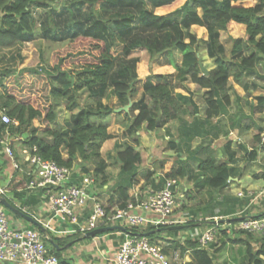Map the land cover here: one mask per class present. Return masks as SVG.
<instances>
[{
	"label": "trees",
	"instance_id": "obj_1",
	"mask_svg": "<svg viewBox=\"0 0 264 264\" xmlns=\"http://www.w3.org/2000/svg\"><path fill=\"white\" fill-rule=\"evenodd\" d=\"M172 1L70 0L65 12L71 34L64 49H80L72 54L67 52L66 56L85 55L79 68H61L60 63L64 59L61 57L48 71L30 68L20 70V73L28 75L46 74L50 101L45 119L49 124L56 123L55 107L63 101L65 109L70 112L68 121L62 127L48 126L42 130L33 126L32 121L40 119L41 111L35 108L32 100L20 99L10 92L7 78L14 73V68L5 66L0 69V112L5 113L13 123L5 125L0 122V137L7 131L26 148L34 147L35 154L40 158L68 168L77 162L86 174L89 173L87 164L91 163L94 165L91 175L96 178L98 186H103L108 182L105 173L107 162L101 156L100 149L105 141L114 139L107 131V118L114 113V108L103 103V99L113 97L117 107L131 100L129 113L136 111V114L116 113L128 117L123 139L128 138L129 141L115 139L113 142L114 161L119 172L109 190V205L124 207L134 201L129 191L138 182L140 154L136 150L137 132L142 126L152 131L172 120L178 122V135L186 154L183 160L176 156L170 169L157 180L156 185H161L168 178H186L192 179L199 190L212 192L224 187L236 172L234 167L228 165L234 154L230 152L231 140H227L226 159L214 162L212 141L219 135L227 136L228 131L220 121L213 120L227 112L230 104L227 92L229 79L240 83L264 59V0H249L248 4H244V0H185L179 8L166 15H156L146 9L147 4L158 7ZM53 3L54 0H0V50H10L16 45L30 42L39 31L46 35V31L51 29L52 36H55L58 29L55 13H58V8ZM33 9L43 10L42 15H45L38 22ZM111 10L112 15L106 17L100 13ZM81 14L84 17H80ZM82 20L84 23H81ZM229 22L244 25L245 38H231V46L226 55L224 45L220 42V33L227 30ZM192 25L204 27L207 31L203 49L214 63V68L207 75L198 66L196 50L199 44L195 34L189 32ZM135 27L140 28L141 32L164 36L161 41L146 40V44L138 42L129 46L126 40ZM139 45L148 51V64L172 50L178 51L181 59L180 64L174 67L176 73L171 81L169 75L148 73L142 81L140 97L134 100L137 93L135 83L139 81L137 61L127 60L126 57L130 55L132 47ZM117 46L120 50L114 53ZM117 60L119 68L114 75L112 68ZM139 67L142 69L141 65ZM185 81L204 90L201 101L205 110L202 116L198 115V106L191 94L175 92V89H182ZM83 90L87 91V96L81 103L79 93ZM256 99L258 104L264 102L262 96ZM197 136L202 137V140L190 150L191 142ZM208 136L210 138L204 140ZM255 139L259 142V132ZM171 147L179 148L173 143ZM193 163H196V168L191 166ZM150 176L151 173H144V182H148ZM188 209L190 215L196 216V210ZM261 215L264 212L257 214ZM194 225L188 222L180 226L148 227L142 233L153 241H167L170 249L178 250L181 257L190 252L194 262L186 264H214V254L200 247L196 240L188 236L182 242L176 239L180 232ZM160 233L166 235L160 237ZM235 233L232 238H228L231 236L223 232L221 245L213 252H218L229 241L244 247V255L239 264H264V235L255 239L253 235L256 234L243 231ZM74 237L77 239L68 243L64 241L65 238L55 237L45 242L52 245L49 252L58 258L59 264H71L62 257V252L73 242L85 240L84 236ZM208 245L213 246L212 242Z\"/></svg>",
	"mask_w": 264,
	"mask_h": 264
},
{
	"label": "built area",
	"instance_id": "obj_2",
	"mask_svg": "<svg viewBox=\"0 0 264 264\" xmlns=\"http://www.w3.org/2000/svg\"><path fill=\"white\" fill-rule=\"evenodd\" d=\"M0 122L5 125L13 123L3 112H0ZM13 138L16 137L7 131L3 133L0 147L13 171L28 177L27 191L40 193L41 203L34 210L32 205L22 203L23 197L11 191L9 181L0 185V264H59L58 258L47 250V240L51 237L84 236L105 227L122 228L115 229V232L124 234L111 264H186L184 257L178 250H171L167 241H153L143 234L148 227L180 226L192 222L200 228L188 237L196 240L200 247L215 242L222 232L227 235L239 231L264 235V215H249L241 211L226 218H201L182 211L184 194L179 193L178 179L174 178L165 179L157 189L149 190L144 198L133 188L129 194L134 201L124 207L109 205L103 194L106 196L112 185L98 186L92 171L86 174L77 163L68 168L42 159L35 154L34 147H25L16 157L11 147ZM259 143L264 145V134L259 135ZM252 195L250 191L238 193L241 198ZM2 199L29 216L37 226H16L1 203ZM177 210L181 211L178 216L175 215ZM185 237L178 239L182 242Z\"/></svg>",
	"mask_w": 264,
	"mask_h": 264
},
{
	"label": "crops",
	"instance_id": "obj_3",
	"mask_svg": "<svg viewBox=\"0 0 264 264\" xmlns=\"http://www.w3.org/2000/svg\"><path fill=\"white\" fill-rule=\"evenodd\" d=\"M184 2L185 0H174L158 7H152L150 4H147L146 9L156 15H166L176 8H179ZM98 6L99 5H97L96 8H98ZM35 19L37 22L40 20V18L36 16ZM192 29L193 32H200L201 40H206L207 31L204 27L192 25L190 27V32L194 34L191 31ZM234 30L239 34L236 35ZM227 31L230 35L229 48L231 46V38H245V27L242 24L229 22L227 25ZM224 32L220 33V42ZM38 33H40V31ZM21 45L22 44L16 45L13 49H10V51H13L15 48ZM116 48L120 50L119 46ZM224 48L226 51L227 48L225 45ZM229 48L228 51H226V54L229 52ZM245 55H248L247 52H245ZM162 56L164 57V54ZM162 56L159 57L160 59L155 60V62L151 65L152 73L165 74L172 78V76H174L176 73L174 68L175 65L180 64V54L178 53V56L175 59H168L166 57L165 60H163L161 58ZM147 59L148 58L144 59L141 57L137 64L139 63L142 68L146 67V69H148L149 66ZM202 60L203 64L205 62L212 63V68L210 69H206L203 66L207 72L214 68L213 60L207 57L206 52L205 57H203ZM256 66L255 71L250 75L245 76L240 83H235L230 78L234 84V88L231 85L228 86L227 92L229 95L230 104L227 108V112L225 114L219 115L213 120V122L220 121L223 128L227 129L228 131L227 136L219 135L212 141L211 145L213 148L212 155L214 162L226 159L227 154L225 143L227 140H231L230 152L234 154V157L232 161L228 162V165L234 167L236 172L228 179L224 187L212 192H208L206 189L200 190L201 195L199 197V201H202V204H200V202L195 203L194 200L189 199L190 193L192 194L194 190L199 191V188L195 186L193 180H191V185L185 186L184 188V192H187V194L186 197L184 194V201L182 204L183 209L181 208L182 211L188 212V208H192L196 210V215L201 216V218H226L241 211L244 214L256 215L264 211V145H260V143L255 139V135L258 132L259 135L264 134V117L259 116L261 113L264 114V102L258 104L256 99L258 96L264 97V86L262 84H260V86L258 83L247 81V78H262V76L257 73ZM145 73L146 74H143V72H141L138 78L140 80L144 79L145 75L148 74L147 71ZM187 83L193 84L189 81H187ZM182 89H178L179 91L175 92H180ZM200 91L202 98L204 90L200 89ZM204 110L205 106L202 103V110L198 107V115L202 116ZM111 116V119H115L116 116L118 117L119 115L113 113L110 115V117ZM258 117H260V120H258ZM117 126L119 125L117 124ZM143 129L144 128L141 127L140 131L137 132L140 136L138 137V146L136 147V150L140 154V161L137 167L138 182L130 189L129 193L133 191V188H135L136 191H140V193H142L141 195L144 198L149 190L157 189L160 186L156 185L157 180L170 169L173 160L176 158L174 156H177L179 159L183 160L186 153L184 145L180 140V136L178 135V122L176 120H172L162 127H156L152 131H144ZM259 129H261V131ZM251 134H253L252 137ZM246 135L247 143L244 144L241 142V140L246 138ZM208 138H210V136L205 137L204 140H207ZM201 140L202 137H195L193 141H196V145H191L190 150L194 149L201 142ZM249 140L250 142H248ZM172 143L173 145H178L179 148H172ZM11 147L13 148L16 157H18L20 151L25 148V146L19 142L17 137L11 140ZM241 152L243 159L247 162V164H250H248L247 167L242 165L240 163L241 161L238 160L240 158ZM252 154H254V157ZM146 172L151 173L150 180L148 182H144L143 176ZM11 177L12 179L10 180ZM107 178V183L113 185L114 181H110L108 174ZM8 181L11 191L20 198L23 197L22 203L26 205H32L34 210L39 207L41 203L40 193L37 190H32L31 192L27 191L25 184L28 181V177L23 173H16L13 171L9 159L0 147V185H5L8 183ZM246 191L252 192L253 195L251 197H238V193H244ZM202 194L206 198L205 200H203ZM103 197L109 198V192H106V196L103 194ZM179 211L180 210H177L175 212L176 216L180 214ZM11 218H13L12 221L16 226H35L15 214L11 215ZM192 227L193 229L189 228L187 230L188 233L185 232L186 230L180 233H184L185 236H188V234H190L192 231L199 230L200 228L197 225ZM222 233L217 236L215 242H212V247L207 245L204 248L208 251V253L214 254V264H239L244 255V247H241V245L237 243L226 241L222 249L216 253L213 252L221 245L220 239H223ZM121 237L124 238V234L114 232L108 235L102 234L100 236L92 237L91 240L85 243L84 241L80 240L81 242H77L76 247L72 248L74 251L67 249L65 252H62V257L67 259L71 264H111L110 261L112 260L118 244L120 243ZM232 237L233 236L228 238ZM177 238L180 237L177 236L176 239ZM99 239L104 240L101 245H99ZM226 248L230 251H226L224 253ZM184 259L186 263L194 262L190 252L184 256Z\"/></svg>",
	"mask_w": 264,
	"mask_h": 264
},
{
	"label": "rangeland",
	"instance_id": "obj_4",
	"mask_svg": "<svg viewBox=\"0 0 264 264\" xmlns=\"http://www.w3.org/2000/svg\"><path fill=\"white\" fill-rule=\"evenodd\" d=\"M69 2H70V0H54V3L52 4L53 6H56L58 8L57 9L58 13H55L56 19L58 18V20H57L58 23L56 24V27L58 29L55 33L56 34L55 36H52L53 31L51 29H49V31L48 30L46 31L47 32L46 35H45V33H43L44 35H42L41 33H38L40 35L36 34L35 38L32 41L25 42L21 46L15 48L13 51L0 50V69L4 68L5 66H10V67L14 68V73L11 74L7 78V84L10 86V92L20 99L32 100L35 108H37L41 111L42 115H41L40 119H35L32 121L33 126L38 128L39 130H42L43 128L48 127V126L50 128H53L55 126L62 127L68 121L70 112L65 109V105H64L63 101L59 102L55 107V114H56V121L55 122L56 123L49 124L45 119V114L47 112L48 104L50 101V96L48 94L50 86H49L48 78H47L46 74L43 73V74H37V75L36 74L28 75V74L20 73V70H22L23 68H27V69L30 68V69H37V70L43 69L45 71H48L51 68V66L56 64L58 62L59 58H61V57H64V59L60 63L61 68H64L67 70H77L79 68V65L84 60L85 55L83 54V55H79V56H66L67 52H71V54H72L76 50H78L79 48L78 49H72V50H66V51L64 49L65 45L68 43L67 42L68 38H69L68 36L71 34V30L68 29V23H67L66 12H65V8L68 7ZM248 3H249V0H245L244 4H248ZM38 10L39 9H33V12L35 13L34 15L36 17L41 18V16H45V15H42L43 10L42 11L41 10L38 11ZM61 11H63V12H61ZM100 13L102 15H105V17H106L109 15H112L113 11L111 10V12L108 11L107 13H105L104 11H101ZM84 15H86V12ZM84 15L81 14L79 16L84 17ZM76 18H78V15L76 16ZM81 23H84V21L82 20ZM59 29H60V32L57 33ZM191 31L193 32V29ZM189 32H190V28H189ZM234 32H236L235 33L236 35L239 34L235 30H234ZM193 33L196 35V37L198 39V44H199V47L196 50V57L198 59L199 68L203 67V66L206 69L212 68L211 62H209V63L205 62L203 64L202 58L205 57V52L203 49V40H201L200 32L198 31V32H193ZM163 36H164V34L161 35V34L152 33V32H141L140 28L135 27L132 35L129 38H127L126 44L129 46H133L134 43H138V42L144 43V42H146V40H153V39L161 41V38ZM229 38H230L229 32L226 30V32H224L222 34V38H221V42L227 48L226 51H228V48H229ZM144 44H146V43H144ZM118 50L119 49L116 48L114 50V53H117ZM14 54H16V56H14ZM12 55H13V57H12ZM226 55H228V53ZM177 56H178V51L172 50L169 53H164V57L162 56L161 58L163 60H165L166 57L168 59H175ZM141 57H143L144 59L148 58L147 60L150 61L148 51L144 48L143 45L132 47L131 53L128 57H126V59L127 60L135 59L138 62L139 59H141ZM118 61L119 60H117L115 62V65L112 68V72H113L112 74H114V75L116 73V70L119 68L116 65L118 63ZM154 62L155 61H153L152 63L150 62L151 64H148L149 65L148 69H146V67L145 68L143 67L141 69L139 67L140 64L138 63L136 65L137 76H140L141 72H143V74H146L145 73L146 71H147V73H150V72L152 73V68L150 65H152ZM256 70H257V73L260 76H262L263 79L261 77H259L257 79H256V77L255 78L253 77V78H247V81L248 82H255V83H258L259 85L262 84L264 86V59H262L258 62L257 66H256ZM143 80L144 79H142V80L139 79V81L135 83L137 93L134 96V100L138 99L142 93V81ZM169 80L171 81L172 78ZM229 85H231L234 88V84L232 83V80H230V79H229ZM182 88L183 89L180 90V92H182L184 94H188V93L191 94L192 99L194 101H196L197 106L202 110V101H201L200 89L195 84H189L187 82L182 83ZM175 91H179V90L175 89ZM86 96H87V91L86 90L81 91V93H79V101L81 103H83L86 99ZM253 98H255V97H253ZM103 103H106L109 106H112L114 109L118 108L116 105V100L113 97L103 99ZM127 113H129V110ZM136 113H137L136 111H133L129 114H136ZM259 116L264 117V114L261 113ZM111 118H112V116L111 117L109 116L107 118V122L109 125L107 128V131L114 136V139L105 141L101 146L100 153H101V156H103L107 162V167H106L105 173L108 174L110 181L115 182V180L117 179L116 175L119 172V168L114 161V154L115 153L112 150V146H113V142L115 139L118 141H125V142L129 141L128 138L123 139L125 129H126V126L128 124V117H125L124 114L121 113V115H119L118 117L116 116L115 119H111ZM114 120H115V122H114ZM258 120H260V117H258ZM117 121H118V123H117ZM112 123H114V124H112ZM117 124L119 126H117ZM142 127L144 128V126H142ZM143 130L145 131L146 129L144 128ZM253 134H251V137L253 136ZM137 135H138V137H140L139 133H137ZM19 142H20V140H19ZM241 142H243L244 144L247 143V135H246V138L241 140ZM248 142H250V140ZM191 145L195 146L196 141H192ZM242 152L240 153V158L238 160L241 161L240 163L242 165H245L247 167L249 163L247 164V162L243 159ZM174 157H176V156H174ZM87 166H88V169L90 171H92L94 169V165L91 163L87 164ZM191 166L193 168H196V163H193ZM191 180L192 179H186V178L178 179L179 193L181 192V193L185 194V197H186L187 192L186 193L184 192V188H185V186L191 185V182H192ZM200 193H201L200 190L199 191L194 190L192 194L191 193L189 194V196H190L189 199L194 200L195 203L200 202V204H202V201H199V197L201 195ZM205 199L206 198L203 195V200H205ZM182 209H183V207H182ZM6 210L8 213H10V215H13L11 213V211H9L8 209H6ZM190 229H193V227ZM187 230L188 229H186V231H185L186 233H188ZM129 231H134V230H129ZM114 232H115V230L103 232V233H100L99 236L102 234L108 235V234L114 233ZM236 234H239V233L236 232L235 235ZM165 235H166L165 233H160V237H164ZM182 235H184V233H179L177 236L181 238V237H183ZM253 237L255 239H259V235H253ZM116 238H118V237H116ZM75 239H77V237H67L64 239V241H66L68 243V242L75 240ZM91 239H92V237L91 238H85V240H81V241H84V243H85ZM123 239L124 238L121 237L120 242ZM177 240H179V239L177 238ZM81 241L73 242L71 244V246H69L67 249H69L70 251H74V249H72V248H75L77 245V242L79 243ZM103 241L104 240L99 239V243H100L99 245H101L103 243ZM163 242H164V240H163ZM45 246H46L48 251H50L52 249V245L50 243L49 244L46 243ZM226 251L229 252L230 250L226 248L224 250V253ZM64 252H65V250H64ZM220 262H222V261H220Z\"/></svg>",
	"mask_w": 264,
	"mask_h": 264
},
{
	"label": "water",
	"instance_id": "obj_5",
	"mask_svg": "<svg viewBox=\"0 0 264 264\" xmlns=\"http://www.w3.org/2000/svg\"><path fill=\"white\" fill-rule=\"evenodd\" d=\"M200 70L203 72L204 75H207V70L203 67H200ZM131 107V100L128 101V103L124 106L118 107L116 109H114V113H119V112H124L127 113L129 108ZM1 203L4 205L5 208H7L9 211H11L13 214L22 217L23 219H25L26 221L32 223L33 225L37 224L27 215H24L23 213H21L19 210H17L16 208H14L11 204H9L6 200L2 199ZM224 220H221V222ZM115 229H121L119 227H105V228H100V229H96L93 230L91 232H88L84 235V238H89V237H94L97 234L103 233V232H107V231H112Z\"/></svg>",
	"mask_w": 264,
	"mask_h": 264
}]
</instances>
